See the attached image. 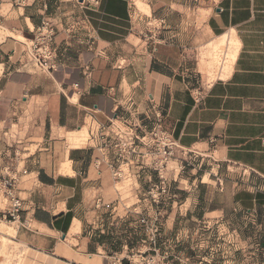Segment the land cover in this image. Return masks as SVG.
I'll use <instances>...</instances> for the list:
<instances>
[{"label":"crops","instance_id":"obj_1","mask_svg":"<svg viewBox=\"0 0 264 264\" xmlns=\"http://www.w3.org/2000/svg\"><path fill=\"white\" fill-rule=\"evenodd\" d=\"M86 2L0 0V129L8 135L16 118L29 114L42 123V140L30 142L37 149L26 154L25 174L14 185L23 203L19 223L33 227L30 246L72 264H107L86 231L91 213L121 206L124 221L140 212L150 218L147 200H120L116 184L123 178L114 174L113 154L101 149L113 123L133 122L132 104L143 121L160 113L181 152L211 156L218 168L243 171L255 181L248 189L211 192L201 209L210 230L225 233L231 213L261 212L264 190L256 181L264 183V0H154L150 11L161 26L154 30L136 12L135 0ZM43 19L56 29L51 73L41 72L27 54ZM215 41L226 50L218 79L205 86L200 53ZM123 177L139 178L134 172ZM127 193L148 195L142 188ZM181 203L160 222L174 226L176 243L187 236L181 217L194 219L198 208ZM143 215L137 223H150ZM253 256L264 262V252Z\"/></svg>","mask_w":264,"mask_h":264},{"label":"rangeland","instance_id":"obj_2","mask_svg":"<svg viewBox=\"0 0 264 264\" xmlns=\"http://www.w3.org/2000/svg\"><path fill=\"white\" fill-rule=\"evenodd\" d=\"M154 0H135V10L140 17L147 16L149 29L154 30L161 27L160 23L155 20L151 14L150 5ZM138 6L143 7L140 11ZM150 33V32H149ZM0 35L2 32L0 31ZM213 42L210 46L203 48L200 53L199 70L200 75L204 78L203 84L209 86L212 82L218 79L215 74L219 71L220 59L226 50V46L215 47ZM229 59L226 65H229ZM2 66H0V75ZM18 125L14 126L13 130L5 135L0 129V229L7 230L15 229L16 234L13 238L5 237V254L3 264H72L30 246L31 229L33 227L28 223H19V221L10 222L7 217V210L10 207V198L8 193H14V185L17 178L24 175L26 164L23 162L26 159V154L36 151L37 147H29L30 142H40L42 136H38V130L41 127V121L33 120L29 114L26 119L20 122L16 118ZM21 126L24 129H21ZM31 131L34 133L31 140ZM43 135V134H42ZM89 137V136H88ZM86 139V142L88 140ZM82 143L80 146H85ZM67 148H72L69 143ZM143 147L137 149V154L132 158L127 166L121 168L124 174L134 172L138 179L128 178L116 180V189L121 194V201H129V205L139 204L145 201L151 206L150 218L147 212H140L139 215H129V220L126 219V214L122 207L119 210L112 212L113 207L109 208L106 213H95L92 209L90 221L87 223L86 231L91 236V241L95 247H102L100 256L106 258L107 264L111 263L109 255L113 252H126V247L135 252H146L151 255L155 253L150 250L154 249L146 241L147 235L142 223H137V217L142 215L150 220L148 225L152 232L157 235L156 249L160 250V254L168 255L169 261L172 263L174 259L171 255L177 254L181 261L175 260L174 264H257L253 261V254L264 252L260 250L262 240H264V208L261 212L247 211L246 213L238 214L231 213L230 226L225 229L215 228L210 230L209 225L202 220L204 210L207 209L209 200L213 197L211 192L217 189H222L229 186L232 192L238 188L253 187L251 177L243 171L223 170L217 167L211 156H201L196 154H188L174 148L171 155H158L156 150L147 154ZM166 158V159H165ZM21 159V163L18 161ZM113 168H117L116 164H112ZM144 172V174H143ZM140 175V176H139ZM162 182H164L162 184ZM256 184L264 183L256 181ZM156 186L164 187L165 193L157 196V198L145 196L130 195L127 191L133 188L143 189L146 193ZM130 193V192H129ZM94 205L101 206L97 197L93 196ZM154 199L157 201L154 202ZM119 202V199L114 201L110 206ZM186 202V207L197 204L191 219L190 214L183 216L180 230H185L187 236L184 242L176 243V236H170L175 230L166 228L165 223H160L163 218L173 214L175 205L178 206ZM95 210V206L93 207ZM200 209V212L198 211ZM125 215L124 218H121ZM6 216V219H5ZM21 219V216H20ZM200 220L201 222H197ZM188 221V222H187ZM241 222V223H240ZM194 225V226H191ZM4 238V237H3ZM171 238V239H170ZM174 240V242L170 240ZM4 241V239H3ZM2 241V244H3ZM101 241V242H100ZM264 242V241H263ZM2 246V245H1ZM124 256H127L124 254ZM137 259V258H136ZM123 264H132L125 259ZM258 264H264V262Z\"/></svg>","mask_w":264,"mask_h":264},{"label":"built area","instance_id":"obj_3","mask_svg":"<svg viewBox=\"0 0 264 264\" xmlns=\"http://www.w3.org/2000/svg\"><path fill=\"white\" fill-rule=\"evenodd\" d=\"M71 1L81 5L87 3L86 0L82 2L80 0ZM93 1L94 4L97 3V0ZM55 34L56 29L54 25L48 19H43L35 30L34 38L28 45L27 54L29 60L43 73H51L57 67L58 51L53 47ZM197 96L201 97V91L197 93ZM129 113L135 115L133 122L128 125L122 124L119 126H115L113 123L112 131L109 135L104 136L105 142L101 146L102 150L113 154V160L117 166L113 170L117 178L123 177L124 172L121 170L122 167L127 166L129 169V163L132 162V158L138 153L137 149L140 145L147 154H151V151L156 150L158 155H161V153L171 155L173 153L172 150L177 148L176 143L162 127V116L160 113L156 112L155 116L143 121L134 104L131 105ZM162 193H165L164 187L156 186L151 191L149 190L147 194L149 197L157 198ZM8 196L10 198V207L7 210V217L10 222L19 221L23 206L22 200L12 191L8 193ZM156 201L154 199V202ZM142 224L147 235L146 241L154 246V249L150 250L155 255L146 252H135L134 249L129 250L126 247V252H113L109 255L110 264H123L125 259L129 260L132 264H174L175 260L181 261L177 254L171 255L174 259L172 263L168 260V255L160 254V250L156 249L158 241L156 233H159L158 229L155 230L156 233H151L152 230L148 223ZM124 254L127 256H124Z\"/></svg>","mask_w":264,"mask_h":264},{"label":"bare ground","instance_id":"obj_4","mask_svg":"<svg viewBox=\"0 0 264 264\" xmlns=\"http://www.w3.org/2000/svg\"><path fill=\"white\" fill-rule=\"evenodd\" d=\"M230 50V49H229ZM235 52V51H234ZM236 53V52H235ZM232 54V53H231ZM233 55V54H232ZM231 60V59H230ZM220 65H221V62H220ZM5 232H4V241H3V244H2V246L0 247V264H3V260H4V254H5V247H6V245H5V237H8V238H12V237H14V235L16 234L15 232L16 231H14L12 228H9V229H7V230H4Z\"/></svg>","mask_w":264,"mask_h":264},{"label":"water","instance_id":"obj_5","mask_svg":"<svg viewBox=\"0 0 264 264\" xmlns=\"http://www.w3.org/2000/svg\"><path fill=\"white\" fill-rule=\"evenodd\" d=\"M83 0H80V2H82Z\"/></svg>","mask_w":264,"mask_h":264},{"label":"trees","instance_id":"obj_6","mask_svg":"<svg viewBox=\"0 0 264 264\" xmlns=\"http://www.w3.org/2000/svg\"><path fill=\"white\" fill-rule=\"evenodd\" d=\"M101 242V241H100Z\"/></svg>","mask_w":264,"mask_h":264}]
</instances>
